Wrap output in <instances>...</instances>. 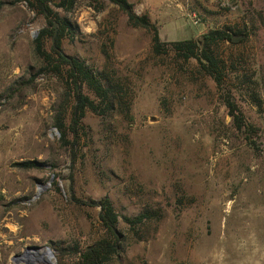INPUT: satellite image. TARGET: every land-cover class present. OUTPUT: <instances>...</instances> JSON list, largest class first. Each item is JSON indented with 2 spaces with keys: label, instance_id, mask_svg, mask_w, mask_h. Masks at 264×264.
<instances>
[{
  "label": "rangeland",
  "instance_id": "1",
  "mask_svg": "<svg viewBox=\"0 0 264 264\" xmlns=\"http://www.w3.org/2000/svg\"><path fill=\"white\" fill-rule=\"evenodd\" d=\"M48 1L47 18L0 0V264H28L16 259L31 247L53 252L32 264H75L76 248L109 237L95 205L105 198L119 216L112 264H264V0H128L157 26L161 55L108 1L76 0L70 11ZM45 29L48 52L59 39L120 89L121 105L87 111L78 134L74 95L36 55ZM211 31L233 37L216 48L222 88L170 45ZM61 107L68 143L55 127ZM146 211L155 217L145 225L124 222Z\"/></svg>",
  "mask_w": 264,
  "mask_h": 264
},
{
  "label": "trees",
  "instance_id": "2",
  "mask_svg": "<svg viewBox=\"0 0 264 264\" xmlns=\"http://www.w3.org/2000/svg\"><path fill=\"white\" fill-rule=\"evenodd\" d=\"M105 1L117 6L122 12L127 14L131 27L144 28L151 32L152 50L154 54L161 55L165 53V45L161 42L158 28L150 21L147 15H136L133 10V4L128 0ZM15 2H25L32 10L38 14L45 15L47 18L51 14L48 0H15ZM75 5L76 0H59L57 4L58 7L66 11L72 10ZM50 35L51 32L45 29L35 40L36 55L47 64V67L43 71L62 76L67 86V96L74 95L75 104L70 114V127L73 133L78 134L87 111L105 114L114 110L116 104L121 105L120 95L118 94L120 93V89L117 88L118 85L115 82L106 79L102 74H96L80 60L64 56V53L59 49V39L57 40V48L52 49V53L48 52L45 49L44 42L47 36ZM232 39L233 37L227 31H211L205 34L199 41H180L171 43L170 45L172 51L184 61L196 60L199 65V70L204 75L210 77L218 88H222L227 78V71L224 60L216 53V48L221 43H231ZM105 53L107 54V51ZM85 88L93 94V98L84 93ZM226 105L236 127L241 130L244 127V121L241 119V115L238 114V110L230 97L226 100ZM67 112L68 108L61 107L55 118V127L61 131L64 143H68L66 134L69 129L67 126ZM33 165V163L18 164L19 167L23 168H29ZM79 203L85 205L82 202ZM99 206L101 207L99 219L109 237L99 239L92 248H88L84 252L76 248L75 252L79 253L80 256L75 264H112L118 252V247L112 238L114 240L119 238V235L115 232L119 216L110 199L105 198L101 200ZM154 217L155 214L152 211H146L132 219L124 218V222L131 230H135L152 221ZM61 252H63V249Z\"/></svg>",
  "mask_w": 264,
  "mask_h": 264
},
{
  "label": "water",
  "instance_id": "3",
  "mask_svg": "<svg viewBox=\"0 0 264 264\" xmlns=\"http://www.w3.org/2000/svg\"><path fill=\"white\" fill-rule=\"evenodd\" d=\"M48 15V13H46ZM58 23L55 22L54 23V28H55V33L53 36V43H55L56 37H57V27H58ZM37 33H34V36H36ZM55 48V47H54ZM64 56H66L64 54ZM68 58V56H66ZM41 191V189H40ZM96 206H99V203L95 204ZM116 234H118L117 229L115 230ZM48 256L49 258H53V252L49 249V248H45V249H41L39 247H31L29 249H27L22 255L17 257V261H25L28 264H32L34 259L32 258L33 256L36 257L38 260L40 261H44V256Z\"/></svg>",
  "mask_w": 264,
  "mask_h": 264
},
{
  "label": "built area",
  "instance_id": "4",
  "mask_svg": "<svg viewBox=\"0 0 264 264\" xmlns=\"http://www.w3.org/2000/svg\"><path fill=\"white\" fill-rule=\"evenodd\" d=\"M216 2H219V3H225V2H228V1H231V0H214Z\"/></svg>",
  "mask_w": 264,
  "mask_h": 264
}]
</instances>
